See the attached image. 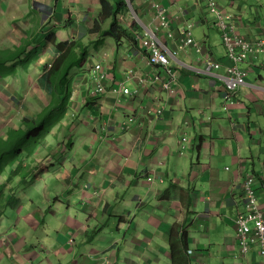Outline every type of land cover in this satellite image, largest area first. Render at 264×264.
Instances as JSON below:
<instances>
[{"label": "crops", "instance_id": "0c3cea01", "mask_svg": "<svg viewBox=\"0 0 264 264\" xmlns=\"http://www.w3.org/2000/svg\"><path fill=\"white\" fill-rule=\"evenodd\" d=\"M217 1L238 18L243 35H264V11L252 0ZM156 2L170 21L155 31L177 71L174 92L154 79L157 68L140 40L100 37L111 21L101 16L100 0H0V55L8 59L0 74L1 125L21 124L28 114L14 116L17 99L6 103L2 95L23 91L39 100L38 78L59 42L88 50L70 72L65 144L43 152L45 139L33 155L41 154L34 191L3 209L0 221L6 214L10 224L0 230V264H98L106 256L109 264H264L260 246L242 253L236 235L248 173L264 209V69L257 59L242 63L246 83L234 104L225 103L229 61L207 0H134L120 15L132 34L154 29ZM189 26L220 68L206 66L192 47L179 48ZM17 48L24 50L18 55ZM97 63L110 89L93 97ZM131 71L130 93L114 90Z\"/></svg>", "mask_w": 264, "mask_h": 264}, {"label": "built area", "instance_id": "2783aa9c", "mask_svg": "<svg viewBox=\"0 0 264 264\" xmlns=\"http://www.w3.org/2000/svg\"><path fill=\"white\" fill-rule=\"evenodd\" d=\"M209 9L216 15V23L221 31L223 44L226 49V57L229 64L226 66V73L223 76L225 103L234 104L236 102L238 89L246 83L247 69L242 67V63L260 60V66L264 69V35L254 39L248 38L238 30V18L231 13L224 12L217 0H207ZM156 8V17L154 29L147 31L143 36H137L145 51L149 64L156 67L154 79L159 81L162 89L170 92L175 90L176 69L170 63V57L167 53L165 45L159 39L155 30L168 29L170 21L168 12L165 6L159 3H154ZM190 26L183 31L185 38L180 40L179 48L187 50L192 47L199 54L200 58L206 66L210 68H220L222 62L216 60L193 36ZM172 35L171 31L167 33ZM102 64L97 63L94 66L95 71H98L97 80L91 88V96L106 93L110 88L106 82V74L102 71ZM164 73L165 75H162ZM133 76L132 71L128 76H124L119 81V85L114 90L122 91L124 94L130 93V88L126 86L127 79ZM157 113H163V108L157 109ZM107 126L103 125L102 130H106ZM189 137H182V149L187 147ZM154 176H149V180H153ZM256 180L252 173H248L242 181L243 194L246 204L244 211H239L236 217V235L242 253H247L253 244H258L261 253L264 254V209L261 207L258 193L255 186ZM111 258L106 256L98 264H109Z\"/></svg>", "mask_w": 264, "mask_h": 264}, {"label": "trees", "instance_id": "16d2710c", "mask_svg": "<svg viewBox=\"0 0 264 264\" xmlns=\"http://www.w3.org/2000/svg\"><path fill=\"white\" fill-rule=\"evenodd\" d=\"M100 2L101 16L104 20H111L108 28L99 30L100 37L114 39L125 37L136 43L137 36L128 30L123 18L120 17L130 11V4L134 5V0H100ZM21 50L24 49L17 48L15 53L19 55L23 52H20ZM55 51L54 62L49 68L45 67L38 78L40 87L50 96L49 104L39 114L24 115L19 127L10 128L5 136L0 137V176L5 174L7 183L17 178H20L19 182L26 181L31 170L40 166L35 161L29 162L28 159L44 144L45 137L49 135L53 125L61 123L68 112L74 93L70 72L86 61L88 50L82 42L62 41L56 45ZM7 62L8 59L0 55V74H6L4 65ZM44 169L42 167L41 170ZM36 176L34 175L33 178ZM5 186L4 182H0V202L8 197L4 207L13 204L15 200L12 199L14 188H11L8 196V194L4 195ZM4 207H0V218L4 213Z\"/></svg>", "mask_w": 264, "mask_h": 264}, {"label": "rangeland", "instance_id": "374dc122", "mask_svg": "<svg viewBox=\"0 0 264 264\" xmlns=\"http://www.w3.org/2000/svg\"><path fill=\"white\" fill-rule=\"evenodd\" d=\"M252 2H254L256 4L255 7H258L259 11H262V10L264 11V0H252ZM255 7H252V8H255ZM33 85L35 87H37L34 82H33ZM37 89H38V92L40 95L39 100H37L35 98L32 100L31 97L28 98V95H26L25 92H23V91H21L20 93L13 92V93L8 94L7 96L2 95V97L6 103H10V101H13L14 98L17 99V102L15 104L17 106H19V110H18L19 113H17V114L15 113L14 116L21 118L22 115H24V113L25 114L28 113L29 115H36V114L41 113L42 109L45 107V104L48 105L50 102V96H48L47 93L45 91H43L41 88H37ZM25 104L28 105L29 109L24 108ZM22 107H23V109H22ZM70 123H71L70 120H63L61 123L55 124V126L53 125V127L51 128V132L49 133L48 136L45 137L46 142L48 143V146L50 148L43 147L42 148L43 152L50 150V149L58 148L60 144H65L64 140L67 138V134L65 133V127L69 126ZM19 124L20 123H14L11 121H9L8 124L7 123H5L3 125L0 124V137L5 136L7 131L10 128H17L18 126H20ZM36 155L38 158V157H40L41 154L37 153ZM36 155H35V157H36ZM34 160L35 159H33V156L30 159H28V161L31 163ZM33 164H35V163H33ZM35 171H37L36 167L33 168L31 170V172L29 171L30 174L28 175L26 181H23V182H19L20 178H17L14 181H12L11 183H7L5 181L6 180L5 174L1 175L0 176V182H4L6 185L4 195L8 194V196H9V194L11 192V188H14V197L12 199L15 198L18 201L21 199H26L25 197L29 196V194H27V193H30L33 189V187H32L33 181L38 177V175H37L38 173L36 174ZM34 175H37V176L35 178H33ZM47 183H49L48 184V187H49L51 185V183L48 181H47ZM50 188H52V187L50 186ZM33 191H34V189H33ZM45 191H47V190H45ZM51 191L53 192V190L50 189V192ZM38 200L41 201V198L39 197L38 199H36L37 205H41V202L38 203ZM5 203H7V202L3 199L0 202V207H4L3 205ZM8 206H9V209L13 208L12 204H8ZM5 215L6 214H4L2 220L0 221V225H1L0 230L7 228L8 225L10 224V220H9L10 218H8V216H5Z\"/></svg>", "mask_w": 264, "mask_h": 264}, {"label": "water", "instance_id": "95a60500", "mask_svg": "<svg viewBox=\"0 0 264 264\" xmlns=\"http://www.w3.org/2000/svg\"><path fill=\"white\" fill-rule=\"evenodd\" d=\"M130 8H132V5L130 4Z\"/></svg>", "mask_w": 264, "mask_h": 264}, {"label": "bare ground", "instance_id": "6f19581e", "mask_svg": "<svg viewBox=\"0 0 264 264\" xmlns=\"http://www.w3.org/2000/svg\"><path fill=\"white\" fill-rule=\"evenodd\" d=\"M255 177V176H254ZM255 180H256V177H255Z\"/></svg>", "mask_w": 264, "mask_h": 264}]
</instances>
